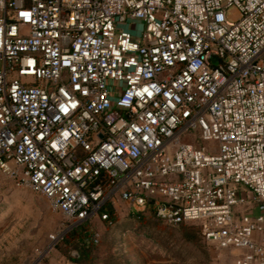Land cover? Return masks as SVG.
Segmentation results:
<instances>
[{
  "label": "built area",
  "instance_id": "obj_1",
  "mask_svg": "<svg viewBox=\"0 0 264 264\" xmlns=\"http://www.w3.org/2000/svg\"><path fill=\"white\" fill-rule=\"evenodd\" d=\"M5 176L73 226L150 209L264 264V0H0Z\"/></svg>",
  "mask_w": 264,
  "mask_h": 264
},
{
  "label": "rangeland",
  "instance_id": "obj_2",
  "mask_svg": "<svg viewBox=\"0 0 264 264\" xmlns=\"http://www.w3.org/2000/svg\"><path fill=\"white\" fill-rule=\"evenodd\" d=\"M183 140L204 149L217 147L215 141L200 140L195 131ZM237 188L240 192L243 187ZM114 212L111 220L85 222L80 239L87 237L90 243L84 260H76L72 254L78 252L79 235L68 237L74 223L45 196L5 176L0 184V264H23L36 248L49 249L42 264H214L221 253L203 237L199 223L171 225L152 211L136 215L120 204ZM51 234L62 237L53 244Z\"/></svg>",
  "mask_w": 264,
  "mask_h": 264
},
{
  "label": "trees",
  "instance_id": "obj_3",
  "mask_svg": "<svg viewBox=\"0 0 264 264\" xmlns=\"http://www.w3.org/2000/svg\"><path fill=\"white\" fill-rule=\"evenodd\" d=\"M148 210L153 212V210H150V209H148ZM114 211H115V209L113 207H111V206L108 207L109 218L107 220H111L113 218V216L115 214ZM143 212L144 211H142V212H133V213L136 214V215H139V214H141ZM84 224H85V222H83V223L77 225L76 227H74L73 228L74 230L68 235V237H70V238L79 235V238L77 239V242H76L75 246H76V249L78 250V252L80 254L79 258H77L76 260H80V261H83L84 260V257L86 255V248H88L89 243H90V239L88 241L87 240V237L86 238H83L82 237V239H80V237L82 235H84V232H83V229H82L83 227H85ZM182 224H186V223H182ZM87 231L88 230L86 229L85 232H87ZM91 241H92V243H94V241H95L94 236H92Z\"/></svg>",
  "mask_w": 264,
  "mask_h": 264
},
{
  "label": "crops",
  "instance_id": "obj_4",
  "mask_svg": "<svg viewBox=\"0 0 264 264\" xmlns=\"http://www.w3.org/2000/svg\"><path fill=\"white\" fill-rule=\"evenodd\" d=\"M244 191L242 192V194L243 195H246L247 194V197H251V192L250 191H248L247 189H245V188H242ZM242 189H241V191H242ZM241 191H240V194H241ZM248 191V192H247ZM247 192V193H246Z\"/></svg>",
  "mask_w": 264,
  "mask_h": 264
},
{
  "label": "water",
  "instance_id": "obj_5",
  "mask_svg": "<svg viewBox=\"0 0 264 264\" xmlns=\"http://www.w3.org/2000/svg\"><path fill=\"white\" fill-rule=\"evenodd\" d=\"M79 255L80 254L77 251H74L73 254H72L73 257H79Z\"/></svg>",
  "mask_w": 264,
  "mask_h": 264
}]
</instances>
